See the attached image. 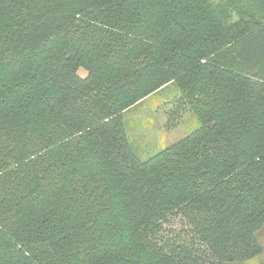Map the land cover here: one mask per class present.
<instances>
[{"label":"trees","instance_id":"trees-1","mask_svg":"<svg viewBox=\"0 0 264 264\" xmlns=\"http://www.w3.org/2000/svg\"><path fill=\"white\" fill-rule=\"evenodd\" d=\"M173 86L200 127L142 159L125 115ZM263 230L264 0H0V264H230Z\"/></svg>","mask_w":264,"mask_h":264},{"label":"rangeland","instance_id":"rangeland-1","mask_svg":"<svg viewBox=\"0 0 264 264\" xmlns=\"http://www.w3.org/2000/svg\"><path fill=\"white\" fill-rule=\"evenodd\" d=\"M178 94L179 89L173 86L166 91L152 95L126 113L129 140L142 159L153 156L200 127L196 116L187 109L183 110L179 120H176V125L172 127L169 125L171 119V121L178 119V116L174 115V101ZM262 235L264 244V230ZM230 264H264V252Z\"/></svg>","mask_w":264,"mask_h":264}]
</instances>
